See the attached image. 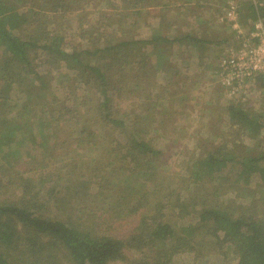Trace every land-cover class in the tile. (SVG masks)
<instances>
[{
    "label": "trees",
    "instance_id": "16d2710c",
    "mask_svg": "<svg viewBox=\"0 0 264 264\" xmlns=\"http://www.w3.org/2000/svg\"><path fill=\"white\" fill-rule=\"evenodd\" d=\"M103 2L96 19L84 14ZM166 5L0 0V264H110L126 259V248L138 250V264H184L185 251L264 264V193L252 199L247 185L240 212L218 201L225 180H264V114L231 102L232 136L212 125L210 139L209 127L183 122L196 108L191 96L144 87L165 71L175 43L218 41L194 31L171 38L176 20L162 19ZM239 8L251 32L264 0ZM75 13L78 31L69 36L65 17ZM151 17L158 26L141 35ZM62 64L68 69L52 75ZM255 82L264 88V75ZM179 126L194 149L173 159L169 150L184 146L172 137ZM234 134L256 139L258 152L231 145Z\"/></svg>",
    "mask_w": 264,
    "mask_h": 264
},
{
    "label": "rangeland",
    "instance_id": "374dc122",
    "mask_svg": "<svg viewBox=\"0 0 264 264\" xmlns=\"http://www.w3.org/2000/svg\"><path fill=\"white\" fill-rule=\"evenodd\" d=\"M120 1L121 0H117V2ZM227 4L228 2L226 1L225 4L220 6L221 12H223ZM87 5L89 7H84V14L89 15V13L92 11L90 15L93 17V19H96L99 15L97 14L96 9L99 7L104 8L106 6L104 2L100 3L98 7H94L93 4ZM75 15H78V18H76ZM65 18L67 21L66 25L69 27L67 31L64 30V32L69 36H75L78 30H76L74 28L75 26L73 25L79 24V14L75 13L73 15H68ZM217 20V17L216 19L211 18L209 21L211 23H207L208 27H205L206 24H204V22L199 24V21H192L190 18H186L184 21H181V26L183 28H187L189 31H194V33L197 34L196 36L201 35L202 37H207L218 41L206 43L207 45H205L203 49L200 48L202 45L199 42H197L198 46L189 45V43L180 46L175 43L174 47H171L170 51L167 53L168 61L166 63L165 71H159L158 78L153 79L152 84H154V86L147 84L144 85L145 88H171L168 90L169 93L181 91V93H186L189 97L191 96L193 100H191L189 103L196 108L193 109V112H186L183 122L188 123L189 125L194 124V126L199 125L201 130H203L202 127H209L210 135L209 133L206 135H208L210 139H214L216 136V131H218V128L215 127L216 125L220 128H225L229 138L232 136L230 131L232 132L233 127L231 128L230 126V117L228 114H226L227 112L225 110V106L231 102H242L246 108H249L248 110L250 112H260L264 114L263 87H261L259 84H256L253 86V88H244V92L233 94L231 93L232 90L230 89V91L227 85H223L221 81L223 80L220 71L221 58L225 56L226 52L229 53L231 47H238L241 43L240 41L251 33L249 31L251 30L252 23H242L239 19V21H229L227 14L225 15V12L223 13L221 20ZM235 23H238V25L235 26ZM150 24L153 25L152 21L146 24L147 27H143L141 29V35H149L150 31L148 30L151 27ZM213 33L215 35L211 37ZM238 36L239 38H237ZM67 69L68 68L62 64L60 67L53 68L51 74L56 75L60 71ZM53 86H58L56 80L53 81ZM136 105L132 107L134 108ZM171 116L177 115L171 114ZM159 117L164 118L162 116ZM178 119H180L179 116ZM221 133L219 137H216L219 145L222 144V140L227 139L221 137ZM173 136H181V142L184 144V146H180L179 148L175 147L172 150H169L168 155H172L173 159L176 157L180 158L182 155L183 158L181 159L189 158L192 154V149H194V138H190L188 133L183 132L180 129V126L177 131L172 132V137ZM240 136H242V134ZM194 137L200 138L203 137V135L198 134ZM234 137L235 134L232 139H228L227 141H231V145H240L242 142H244V147L240 150L241 152L245 154H254L258 152V146L255 145L256 139L248 138L244 135L241 137V139L239 138L235 141ZM190 142L192 145H190ZM224 142H226V140H224ZM262 142H264V133H262ZM164 148H166V144H164ZM177 151H179L178 155ZM91 154L94 153L91 152ZM181 166H183V164L175 165L176 169H179ZM252 179L253 181L251 183H246L243 179H238L239 182L236 183L233 181L226 182L225 180L222 187V194L220 199L218 197V201H222L225 204L228 203V205H234L233 207L235 210L240 212L242 209L239 207V204H244L243 201L247 200L244 198L245 194L243 193V189L247 185L251 188H254L253 195H251L252 191L249 194L250 196L254 197L252 199L258 200L264 193V180L262 178ZM258 204L263 207L264 198H260L258 200ZM125 251L127 254L126 259H124V257V260L118 259L112 261L110 264H138V258H140V253L138 250L126 248ZM182 254V260L184 264H226L223 258L217 253H211L201 258L196 252L193 251H185Z\"/></svg>",
    "mask_w": 264,
    "mask_h": 264
},
{
    "label": "built area",
    "instance_id": "2783aa9c",
    "mask_svg": "<svg viewBox=\"0 0 264 264\" xmlns=\"http://www.w3.org/2000/svg\"><path fill=\"white\" fill-rule=\"evenodd\" d=\"M239 2L228 0L225 15L229 21L239 19ZM240 42L238 47H231L220 61L222 84L227 85L233 94L244 92V88H253L258 84L256 77L264 75V16L254 20V29Z\"/></svg>",
    "mask_w": 264,
    "mask_h": 264
},
{
    "label": "crops",
    "instance_id": "0c3cea01",
    "mask_svg": "<svg viewBox=\"0 0 264 264\" xmlns=\"http://www.w3.org/2000/svg\"><path fill=\"white\" fill-rule=\"evenodd\" d=\"M166 5V10L163 11L162 19L171 22L176 20V24L170 28V37L179 36L181 32L189 31L187 28L181 26V21H184L186 18H190L192 21H199V24L203 21H209L211 18L217 17V21L221 20L223 12L220 11V6L225 4L228 0H164ZM196 5V6H194ZM160 7H152L151 10L155 14L159 12ZM215 10V11H213ZM217 10V11H216ZM209 14V15H208ZM153 23L151 27L158 26V18H150ZM221 24V23H220ZM151 27L149 30H151ZM166 27V26H165ZM204 29V27H203ZM215 29V28H214ZM195 35V33H194ZM184 44L189 43L187 40H182ZM178 44V42L176 43Z\"/></svg>",
    "mask_w": 264,
    "mask_h": 264
}]
</instances>
